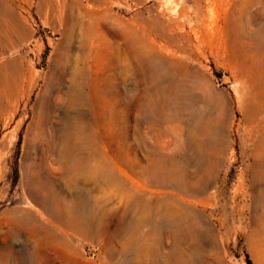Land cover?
Listing matches in <instances>:
<instances>
[{"label": "rangeland", "instance_id": "1", "mask_svg": "<svg viewBox=\"0 0 264 264\" xmlns=\"http://www.w3.org/2000/svg\"><path fill=\"white\" fill-rule=\"evenodd\" d=\"M0 264H264V0H0Z\"/></svg>", "mask_w": 264, "mask_h": 264}, {"label": "bare ground", "instance_id": "2", "mask_svg": "<svg viewBox=\"0 0 264 264\" xmlns=\"http://www.w3.org/2000/svg\"><path fill=\"white\" fill-rule=\"evenodd\" d=\"M162 10H164L165 15L171 16V9L169 7L168 4H164L163 6H161ZM160 214V213H159ZM160 219V218H159ZM162 219V218H161Z\"/></svg>", "mask_w": 264, "mask_h": 264}]
</instances>
